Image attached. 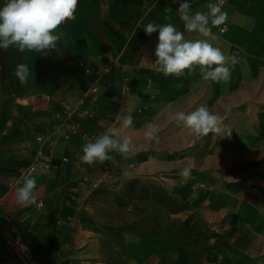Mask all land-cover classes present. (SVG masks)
<instances>
[{"label": "crops", "instance_id": "1", "mask_svg": "<svg viewBox=\"0 0 264 264\" xmlns=\"http://www.w3.org/2000/svg\"><path fill=\"white\" fill-rule=\"evenodd\" d=\"M189 3L207 11L211 1ZM178 8L171 0H78L56 49H0V264H105L106 241L116 248L117 238L127 264H264V0H226L227 30L213 27L212 43L239 63L220 83L202 80L198 68L179 78L154 70L158 32L143 28L184 31ZM18 65L28 67L26 81ZM98 67L109 72L84 113L78 100ZM201 105L221 116L224 132L196 138L176 124L175 112ZM129 115L133 125L121 136L132 138V152L110 153L116 165L83 163L82 146ZM65 123L76 126L68 138L36 140ZM148 123L158 143L145 138ZM40 151L48 168L32 176L43 205L21 206L16 180ZM133 180L163 197L134 195L125 210L142 221L130 230L107 225L93 192H119Z\"/></svg>", "mask_w": 264, "mask_h": 264}, {"label": "clouds", "instance_id": "2", "mask_svg": "<svg viewBox=\"0 0 264 264\" xmlns=\"http://www.w3.org/2000/svg\"><path fill=\"white\" fill-rule=\"evenodd\" d=\"M175 3L176 0H173ZM220 2L206 5L207 11L193 12L189 0H182L177 9L184 31L178 30L172 23H148L144 26L146 35L158 32V44L155 48L157 59L153 63L154 70L165 77H183L186 72L191 75L199 69L201 79L214 83L227 82L235 65L239 63L235 55H228L220 47L212 43L218 37L212 28L224 24L228 18L222 10ZM78 0H6L0 6V49L15 47L18 51L37 52L46 55V49H56L63 36L57 30L67 21L75 20ZM185 31L198 33L200 39H186ZM16 76L23 82L29 75L26 65H18ZM177 87H182L178 83ZM168 109L172 105H167ZM179 127L186 129L189 135L202 138L211 134L224 132L223 121L219 114L214 113L207 105H201L193 111H177L173 116ZM121 127H108L92 141L82 146L80 159L83 163L92 165L110 161L118 162L111 155L117 152L127 155L133 150L132 138L121 136V128L127 129L133 125V118L121 117ZM159 129L156 125H145V138L159 142ZM226 135H230V132ZM179 175L184 179L191 176V168L184 167ZM15 199L21 206L38 204L37 183L32 176V170L16 180Z\"/></svg>", "mask_w": 264, "mask_h": 264}, {"label": "rangeland", "instance_id": "3", "mask_svg": "<svg viewBox=\"0 0 264 264\" xmlns=\"http://www.w3.org/2000/svg\"><path fill=\"white\" fill-rule=\"evenodd\" d=\"M141 189H146L145 196H161L163 192L159 188H149L147 184L141 182L129 181L119 192L96 189L93 192L92 202L97 206V215L107 225L120 224L124 230H130L131 223L142 221L141 218L133 217L125 210L130 197L141 195ZM119 206L121 209L119 210ZM116 208V211L114 210ZM114 239L111 243L106 241L105 264H127L124 253L120 251V240L116 239V248H114ZM168 264H173V260H168Z\"/></svg>", "mask_w": 264, "mask_h": 264}, {"label": "built area", "instance_id": "4", "mask_svg": "<svg viewBox=\"0 0 264 264\" xmlns=\"http://www.w3.org/2000/svg\"><path fill=\"white\" fill-rule=\"evenodd\" d=\"M211 3L220 2V0H210ZM172 3L173 0H171ZM182 0H176L175 4L180 5ZM226 4V0H222L221 7H223ZM216 30L218 33H224L227 30V24L226 22L218 27H216ZM84 72L87 74H90V69L88 67L84 68ZM109 72L108 67H98L95 72V77L92 79L91 83L87 87V89L81 94L78 100V106L80 107V110L84 113H87V106L92 103L93 98L95 95L100 91L101 83H100V77L105 75ZM64 126V127H63ZM66 126V127H65ZM76 131V126L73 123H65L64 125H59L57 127H54L53 129L49 130L46 134L40 135L36 137V140L38 141H45L51 138L54 135L62 134L64 138H68L73 132ZM46 155L43 152H39L36 159L23 170V174L27 173L29 170H32V173H34L37 170H45L48 168V161L45 159ZM38 204L41 207L43 205V202L41 200H38ZM19 247H21L23 250H26V246L20 241L18 243Z\"/></svg>", "mask_w": 264, "mask_h": 264}, {"label": "trees", "instance_id": "5", "mask_svg": "<svg viewBox=\"0 0 264 264\" xmlns=\"http://www.w3.org/2000/svg\"><path fill=\"white\" fill-rule=\"evenodd\" d=\"M135 182H137V181H135ZM149 188L151 187L152 189H154V188H159L162 192H163V190L160 188V187H156V186H154V185H147ZM145 192H147V190L146 189H141V195H138V196H141V197H145ZM152 196V195H151ZM159 198H161V196H159Z\"/></svg>", "mask_w": 264, "mask_h": 264}]
</instances>
